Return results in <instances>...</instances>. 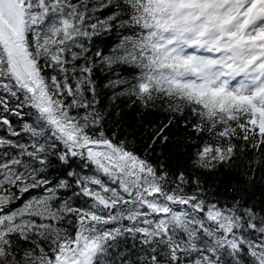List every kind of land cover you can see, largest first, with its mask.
I'll list each match as a JSON object with an SVG mask.
<instances>
[{
	"label": "trees",
	"instance_id": "1",
	"mask_svg": "<svg viewBox=\"0 0 264 264\" xmlns=\"http://www.w3.org/2000/svg\"><path fill=\"white\" fill-rule=\"evenodd\" d=\"M26 9L19 33L42 95L18 86L2 55L0 264L55 261L99 205L89 191L100 171L57 120L137 159L158 195L185 210L155 233L154 215L98 223L108 235L92 264H264V130L245 104L210 111L204 97L155 84L152 73L172 66L147 48L153 0H28ZM211 211L231 217L229 236L213 238Z\"/></svg>",
	"mask_w": 264,
	"mask_h": 264
},
{
	"label": "rangeland",
	"instance_id": "2",
	"mask_svg": "<svg viewBox=\"0 0 264 264\" xmlns=\"http://www.w3.org/2000/svg\"><path fill=\"white\" fill-rule=\"evenodd\" d=\"M164 15L171 17L175 15L178 8L182 10L184 20L177 18L172 21L170 26L175 23L178 27L182 24L183 32L174 31L173 33L163 34L159 46L163 52L170 54L173 59H177L182 65H188L191 73L176 72L169 79L175 84L188 86L194 91L207 92L215 94L226 93L238 99L247 101L257 112L258 117L255 125L264 129V21L257 19L255 5L245 6L241 0H161ZM177 1L178 7H174ZM260 3L261 0H253ZM154 5L157 3L153 2ZM201 5H203L201 7ZM201 7L211 14L210 22L201 18L203 16L196 14L197 8ZM208 8V9H207ZM24 6L20 0H0V34L9 40L15 42L20 39V28ZM210 16V15H209ZM217 18L219 22H229L224 29L225 36H215L210 31V26H214L213 19ZM261 20V21H260ZM260 21V22H259ZM198 22V24H194ZM193 24L192 28L187 29V24ZM224 25V24H223ZM221 27V25H217ZM225 27V25H224ZM248 27H252L248 30ZM217 33V31H214ZM183 35L185 37H183ZM237 45L240 48L241 62L235 63L227 53L231 45ZM13 52V51H12ZM201 52L203 55H196ZM26 57V56H25ZM24 57V58H25ZM14 59H18V54H14ZM238 66V72L230 79L232 83L223 82L218 76V71L223 70L226 74H231L232 68ZM14 68L22 77L31 74L30 64L26 60H16ZM242 77V78H238ZM89 155L95 161L98 169L109 178L113 185L109 189H96L93 196L103 206L118 205L115 212H109L110 222L117 219L145 218L157 215V220H163L168 217L167 214H174L167 206L161 203L154 195L156 188L147 190L144 185L142 174L145 173L152 187L155 186V180L151 174L145 170L142 164L135 158L117 153L107 144L86 145ZM95 185L105 184L100 178L94 180ZM98 208V209H97ZM101 210L96 206L95 217H101L98 213ZM192 216V214H188ZM218 228V232L211 233L215 236H229L231 234V217L228 214L209 212ZM155 228L160 230L157 221L154 222ZM176 226V225H172ZM91 234L84 235L81 239V245H91L93 241ZM75 247V246H73ZM79 256L81 264H86L88 255L84 251H72L68 254V259L61 257L58 264H75L74 260ZM78 262V261H76Z\"/></svg>",
	"mask_w": 264,
	"mask_h": 264
}]
</instances>
